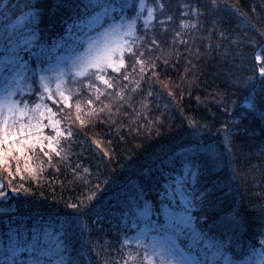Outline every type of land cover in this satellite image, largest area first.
Masks as SVG:
<instances>
[{
	"label": "trees",
	"instance_id": "1",
	"mask_svg": "<svg viewBox=\"0 0 264 264\" xmlns=\"http://www.w3.org/2000/svg\"><path fill=\"white\" fill-rule=\"evenodd\" d=\"M108 1L0 0V18L33 12L39 43L50 45ZM113 2L136 21L139 59L125 52L119 72L106 69L111 88L81 76L67 102L44 99L60 135L47 128L24 145L19 173L15 159L12 176L0 167V248L33 241L46 264H122L128 251L143 256L123 242L147 211L206 253L244 260L264 250V0ZM175 176L192 193L185 223L161 213Z\"/></svg>",
	"mask_w": 264,
	"mask_h": 264
},
{
	"label": "rangeland",
	"instance_id": "2",
	"mask_svg": "<svg viewBox=\"0 0 264 264\" xmlns=\"http://www.w3.org/2000/svg\"><path fill=\"white\" fill-rule=\"evenodd\" d=\"M114 1V0H111ZM108 1L103 3L97 10H94L86 15L85 18L74 22L67 28L66 35L62 41L55 44L43 45L38 41L35 30V14L27 11L24 14L16 15L13 20L8 21L9 14L5 17L0 18V86L5 83L4 77L10 75L9 69L12 68L13 63H16L19 67V62L15 61V57L19 56L26 61L32 72H29L31 82H37L39 72L38 69H46L47 73L52 76L51 88L53 91L56 89V74L60 71H65L66 75L64 79L67 83L64 85L65 89L68 88L72 74L67 70L71 68L76 58L84 54L88 48V45L93 42L100 40L101 45L103 44L102 34L105 30L113 28L116 24L122 22H132V31L127 36H123V39L133 41L135 37V23L136 21L127 19L122 16V7L115 2L110 3ZM147 4V2L145 3ZM149 19V12L143 19ZM123 31H127L125 28ZM122 35V32L115 33L110 37L109 42L116 41ZM8 36V39H5ZM119 53H117V56ZM260 61V56L257 57ZM258 61V62H259ZM7 65V66H6ZM264 67V66H262ZM261 67V68H262ZM260 68V73L261 72ZM112 69V68H108ZM35 72V75H33ZM36 92L37 96L32 97L34 92H30L27 87L23 88L22 91H18L16 99L21 96L27 100L31 106L34 118L32 123H39V128L34 129L29 135H18L16 143L19 144L21 140L31 139V142L36 140L35 138L41 134H45L47 128L54 130L57 134V130L60 133L59 122L55 117L51 107L44 103V99L53 100L47 96L38 95L42 93L43 89ZM68 95V91H66ZM61 102H67L61 100ZM24 122H29V117L23 118ZM56 123V129H53L52 124ZM12 143V141H9ZM191 191L187 187V179L175 176L164 188V194L162 197L167 201L166 205L161 206V213L163 218L168 221L185 223L189 220L187 211L193 210V199L191 197ZM181 205V210H177V205ZM150 212L141 213V221L135 222L132 226V232L128 236L129 243L136 244L137 239H141L147 243H151L153 238L157 241H166L168 243H174L185 255V257L192 262V264H252L250 260L253 259L254 264H264V253L261 247H258L253 252H250L248 257L244 260L232 257L230 253H214L213 250L203 249L199 247L195 242L187 244L188 241L180 238L179 228L167 229L163 222L158 219H152ZM177 229V230H176ZM174 231V232H173ZM15 242L16 237H13ZM34 249H28L25 245H13L8 247L0 248V264H32L34 260H40L42 264H46L44 259L39 254V249L36 244L31 241ZM140 248V247H138ZM144 250L143 248H140ZM223 253V252H222ZM219 255V256H218ZM216 256V257H215Z\"/></svg>",
	"mask_w": 264,
	"mask_h": 264
},
{
	"label": "snow or ice",
	"instance_id": "3",
	"mask_svg": "<svg viewBox=\"0 0 264 264\" xmlns=\"http://www.w3.org/2000/svg\"><path fill=\"white\" fill-rule=\"evenodd\" d=\"M7 5H0V7H6ZM146 7L145 0H140L139 8L143 9ZM163 7V5H161ZM185 7H189L186 5ZM152 9L149 10V19L152 17ZM137 17L139 13L137 12ZM148 20L145 21V25L148 24ZM127 28V31H123ZM132 31V22H124L122 17V22L116 24L113 28L105 30L102 34L103 44L101 45L100 40L93 41L88 45L86 52L76 58L73 62L70 69L67 71L72 74L71 79L74 83H78L77 77L85 78H96L100 81H103L108 85L109 88L113 87L109 80L105 78V71L108 68H112L114 71L119 72L120 67L125 64L124 54L127 52L133 57L137 56L139 51L134 47L136 41H129L123 39V36L129 35ZM122 32V35L119 39L113 42H109L110 37L115 33ZM5 39H8V36H5ZM137 39H140L139 37ZM117 53L119 55L117 56ZM139 55H143L142 52ZM15 61L19 62V67L16 63H13L12 68L9 69L10 75L4 77L5 83L0 86V167H3L9 174L12 176V167L11 160H17L16 172L21 171L19 167V158L24 155V145H31V139H24L16 143L18 135H29L34 129L39 128V123L33 124L31 121L34 118V113H32L31 106L28 104L27 100L23 96L19 99H16L18 91H22L23 88L27 87L30 92H36L37 89H43L42 93H38L41 96H47L50 99H53L55 102L59 103L61 100H70V96L66 95V91H71L70 89H65L64 85L67 81L64 79L66 72L60 71L56 74V89L53 91L51 88L52 76L47 73L46 69H38L39 72L38 81L31 82V77L29 72L33 70L29 68L26 61H23L22 57H15ZM141 64L144 63L143 60L139 61ZM7 66V65H6ZM143 71V68L141 69ZM261 72L264 73V67L261 68ZM35 75V72H33ZM126 78V77H125ZM89 87H92L89 84ZM79 91V89H77ZM88 103H92L91 100ZM70 106V105H69ZM79 109V105H77ZM264 118V113L261 114ZM29 117V122L25 123L23 118ZM70 118V117H69ZM83 123V121L81 122ZM53 129H56V123L52 124ZM227 128V125H225ZM57 135H60L57 130ZM68 135L71 136L72 132L69 129ZM36 141L39 143L40 138L37 136ZM51 140V137H47ZM12 141V143H9ZM7 145L5 148L4 146ZM44 145L40 143V148L43 149ZM48 147H53L52 144H49ZM15 153H19V156H15ZM60 155V152L56 153ZM107 154V153H105ZM44 155L48 156L47 152ZM51 157H49V160ZM25 169L31 175H35L36 170L29 168L28 165H25ZM75 172V169L73 170ZM87 171V170H85ZM11 180L7 183L11 184ZM5 184L0 183V198L6 197L7 193L3 191ZM12 191H19L18 188L13 187ZM95 197H91L90 200H94ZM72 207L77 211L80 210L77 204H73ZM129 241L125 240L123 244H127ZM136 244L138 247L144 249L143 256H140L139 252L128 251L125 253L126 259L122 261V264H192L189 261L184 253L175 246L174 243H168L166 241H157L153 238L151 243L137 239ZM123 247V245H122ZM32 264H42L40 260H34ZM63 264V262H62ZM75 264V261H73ZM105 264H108L107 260Z\"/></svg>",
	"mask_w": 264,
	"mask_h": 264
}]
</instances>
